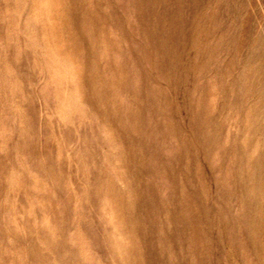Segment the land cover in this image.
<instances>
[{"label":"rangeland","instance_id":"obj_1","mask_svg":"<svg viewBox=\"0 0 264 264\" xmlns=\"http://www.w3.org/2000/svg\"><path fill=\"white\" fill-rule=\"evenodd\" d=\"M0 264H264V0H0Z\"/></svg>","mask_w":264,"mask_h":264}]
</instances>
